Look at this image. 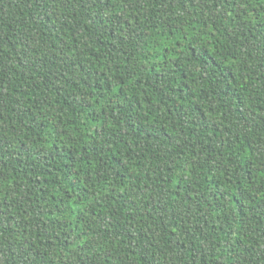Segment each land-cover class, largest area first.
<instances>
[{
    "label": "trees",
    "instance_id": "obj_1",
    "mask_svg": "<svg viewBox=\"0 0 264 264\" xmlns=\"http://www.w3.org/2000/svg\"><path fill=\"white\" fill-rule=\"evenodd\" d=\"M0 264H264V0H0Z\"/></svg>",
    "mask_w": 264,
    "mask_h": 264
}]
</instances>
